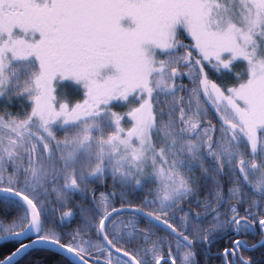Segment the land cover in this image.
Returning a JSON list of instances; mask_svg holds the SVG:
<instances>
[{"label": "rangeland", "instance_id": "1", "mask_svg": "<svg viewBox=\"0 0 264 264\" xmlns=\"http://www.w3.org/2000/svg\"><path fill=\"white\" fill-rule=\"evenodd\" d=\"M112 4L116 15L90 16L94 31L63 70L51 64L33 29L19 27L18 13L0 12V180L15 184L11 176L25 157L29 174L19 191L44 217L52 206L59 213L78 207L82 229L69 231L79 236L73 246L127 264L96 239L102 218L114 210L111 193L126 198L131 188L155 180L146 210L176 227L179 215L194 240L228 223L218 207L224 174L226 198L264 214L257 196L264 194V0ZM178 24L193 39L192 52L177 47ZM210 68L225 77L223 85L206 78ZM184 73L191 81L185 89L177 82ZM103 185L109 189L100 190ZM200 189L210 199L196 198ZM191 198L202 204H186ZM113 217L106 237L117 230L121 240L134 235V218ZM47 230L60 239L52 225ZM183 243H176L178 262L193 263L191 246Z\"/></svg>", "mask_w": 264, "mask_h": 264}, {"label": "trees", "instance_id": "2", "mask_svg": "<svg viewBox=\"0 0 264 264\" xmlns=\"http://www.w3.org/2000/svg\"><path fill=\"white\" fill-rule=\"evenodd\" d=\"M182 27L183 25L178 24L177 29H176L177 30L176 42H178L177 47L180 50H183L184 48L192 52L193 39L186 33V30ZM185 67H186V64H184L183 69ZM183 72H185V70H183ZM206 78L209 80L210 79L214 80L220 85H223L224 81L222 80H225L224 76L221 77V73H219L217 70H214L212 68L206 71ZM177 82H178V85H183L184 89L186 86L187 88L191 86V81L189 79V76L186 73H184L182 77L180 76ZM186 92H187L186 90H182V97L185 96ZM213 94L216 95L215 97L217 98L218 102L222 101L223 103V100L225 99V97H223V95H221L220 92L215 87L213 89ZM25 161L26 159L25 157H23L24 164L22 165L21 163V170L19 174L15 176H11L13 177L12 179L17 178V181L15 182V184L13 183L5 184V181L2 178L4 182L0 180V188H8V189L14 190L16 192H19L25 195L24 193L19 191V189L16 187L17 185L21 184L25 180V177L28 176L29 174L28 173L29 170L28 168H26ZM27 164L29 165L28 161H27ZM12 170H13L12 165H8L7 170L4 172V175L7 177L12 172ZM155 182H156L155 180H148L141 187L131 188L129 192H127L126 198L121 199L120 198L121 196L119 197L116 196L117 193H114V194L111 193L113 204H115L114 208L120 206V207H131V208L136 209L135 211L123 212L121 214L124 217H126V220L130 218H134V220H132L133 227L132 226L130 227L134 235L129 238H126L124 241L121 240V242L123 243L122 245H125L124 249L126 250V252L130 254L131 256H133L139 262V264H156L158 259L160 258L162 259L163 257L164 258L173 257L174 260H178L180 258L179 256L180 251L178 250L176 252V243L179 244L180 246L184 245V243L179 240V237L173 234V232L176 229L171 223L165 222L162 219L156 218L155 216H153V214H151V212L144 211L147 209L146 204H149L148 198H150V196L152 195V191L154 190L156 186ZM222 182H223L222 184H223L224 194L220 200V204L219 202L216 204H219L218 207L224 211L225 220L221 219L222 223L224 221L228 223L226 225H222L221 227H218L217 231L208 230V231L203 232L202 233L203 236L201 240L192 239L194 245L190 249L192 250V253H193V259H194L193 264H204L205 261H207V253L205 250L206 245L209 243L210 240H213L217 235H219L220 233L221 234L224 233L225 228L229 225L231 220H233L234 222L241 220V222L245 223L246 226H249V223H247V221H250L253 226L257 227V231H255V234L248 233L246 230L241 231L240 237L244 238L245 241L249 244L252 243L253 241L255 242L258 241L257 239L259 236L257 235L260 234V230H261L259 227V224H260L259 221L260 219H264V214L260 215L259 212H254V213L251 212V210L247 206L244 205L245 203H247L245 201H243L245 203L237 202V201H234V203L232 201L230 202V200L226 198V196L228 195L229 187L226 181L225 174L222 177ZM246 185L248 184L246 183ZM99 189L108 190L109 187H107V185H103V186H100ZM200 190H201L200 195L199 196L197 195L198 197L196 198L200 197L201 201H203L202 199L204 200L210 199V197L208 196L210 191H207L206 193L203 191L205 189H200ZM25 196L28 197L27 195ZM257 196L261 198V201L262 200L264 201L263 193H258ZM28 198L30 199V197ZM196 198L194 199L191 198V200L186 202V204L187 203L197 204V205L202 204L200 203L201 201L199 199L197 200ZM30 200H32V202L37 206L40 212L41 219H42V225H43V230H42L43 236L49 238L47 229L51 228V225L54 227L55 232L59 235L60 239H63V238L71 239L72 237H74L73 235L70 234L69 231H72V232L74 231L73 233H75L76 231L77 232L81 231L82 218H78L76 221L73 222V224L68 226L67 224H63L60 221V216L58 214L59 210L57 211V208L55 206H52V208L49 207L48 208L49 210L47 211V216L45 215L44 217V215L40 211V208L36 204V201L33 199H30ZM90 201L93 202L92 198H90ZM2 204H20L19 207L23 209L24 211H26V214L28 215L26 206L23 205L21 202L11 199V198L0 196V223L4 221L5 223H2L1 225L3 226L7 225L5 227L6 230L4 231H2L3 226L1 227L0 236L9 234V233H15L18 230H20L22 227H24L25 225L23 221H21L20 223L16 221V220H19L18 218L19 216H21L19 212L17 211L19 207H16L15 209L16 213L13 214L12 212H10V210H7L6 205H2ZM89 205H92V204H84L86 209H87V206ZM75 208H78V207H75ZM79 212H80V209H79ZM22 216H26L25 213ZM90 217L93 218L92 216ZM93 219L96 220L95 218ZM207 219H209V216H207V214L206 216H203V218H200L201 221H206ZM64 227L66 228L64 229ZM117 231H118V234H117L118 237L115 239V242L117 244H120L119 237L122 232L121 230L120 231L117 230ZM90 235L93 236L92 234ZM78 237H79L78 235L75 236V238H78ZM96 239H99L100 241H102V243H104L100 235H96ZM233 241H234V238L226 237L221 240L215 241L212 244L211 248L214 251L219 250L223 252L225 248L231 247ZM18 247L19 245L17 244V242H14V241L1 244L0 245V261L10 256L13 252H15L18 249ZM262 250H263V247H261V249H257L255 254L253 255L254 257L252 256L253 264H264V256L261 252H259ZM155 256L156 257L158 256V258L156 259ZM15 264H72V263L66 258L62 257L61 255L55 252L42 249V248H35L25 253L22 257H20L15 262ZM165 264H168V263H165Z\"/></svg>", "mask_w": 264, "mask_h": 264}, {"label": "flooded vegetation", "instance_id": "3", "mask_svg": "<svg viewBox=\"0 0 264 264\" xmlns=\"http://www.w3.org/2000/svg\"><path fill=\"white\" fill-rule=\"evenodd\" d=\"M112 1L113 0H98V3L100 4V6L90 10V12L88 13V17H87L88 18V25L86 26V28L84 27V28L79 29L78 31L72 32V31H69L65 27V25L58 24L57 27L61 28V32L58 34L59 38L56 40L52 39V33L51 32H49L47 37H46L45 33L41 31L40 26H38V25H41V22L45 19L46 15L52 9V5L50 4L49 0H4L3 3H0V12L5 11L6 9H10L13 13H18L19 18H20L19 27L25 28V29H27L29 27V29H33L32 32L36 33V40H38V42L41 43V45H42L43 49H45L44 51L46 53L49 52L48 55L50 57L49 60H50L51 64L54 65L55 68H58L59 70H63L64 69L63 67H66V66L72 67V64L69 63L68 61H66V59L68 57L73 56V55L80 54L79 49H81L83 47L82 41L84 42L85 40H87V38H85V36H88L91 32L94 31L93 29L95 28V21L94 20L92 21L90 16L101 15V14L102 15L103 14H109L110 16L116 15V11H115L116 9L114 8ZM10 2L13 3L14 5H16L14 10L9 7ZM42 5H45L46 8L43 10L38 9ZM29 29H27V30H29ZM101 33H102V35H106L109 33V31L102 30ZM2 205H6L7 210H10V212H12L13 214L16 213V211H15L16 207L20 206V204H2ZM118 208H121V207L118 206V207L114 208V210L118 209ZM181 209L186 210L187 207H182ZM189 210H191V209H189ZM17 211L19 212V214L21 216L24 213L26 215V216H22V218L24 217L23 222L25 225H24V227H22L20 230L17 231V232H19V231H22L29 223V211L27 209L28 215L26 214V211H24L20 207H19V209H17ZM144 211H147V210H144ZM66 212H68V214H69L68 215L69 218H67V219L65 217ZM74 213L76 214V216L74 215ZM78 213H79L78 208H74L72 210H68L65 212H60V213L58 212V214L60 216V221L62 223H65L68 221L71 222V221L77 219ZM122 213H120L119 215H121ZM189 214H190V211H189ZM106 215L102 218V220L106 217ZM119 215H116V216L118 217ZM121 216H123V215H121ZM179 217L180 216L178 215L177 220H178V222H181L180 226L176 227V224L174 225L172 223V225L176 229L173 232V234H175V236H178L179 240H182L183 236L188 237L189 228L186 225V223L184 221H182L181 218H179ZM113 218H115V217H113ZM252 218H254V217H252ZM102 220L100 222V226H101ZM260 220H264V219H260ZM234 223L235 222L233 220H231L229 225L225 228V232L217 235L213 240H210L209 243L206 245L205 250L207 253V261H205L204 264H253L252 256L255 254L257 249H261V247H263V250L259 251V252H261L264 256V225L259 224V227L261 230H260V234L257 235L260 237V238L258 237V239H257L258 241L257 242L253 241L252 243L249 244L245 241L244 238L240 237L241 231L246 230L248 233L255 234V231H257V227L253 226L250 221H247V223H249L250 227L246 226L245 223H242L241 220H239V222L236 225ZM233 226L235 228H233ZM117 234H118V232H114V233L111 232L110 234L107 233V238L115 249L127 253L126 250L124 249L125 245H122L123 243L121 242V239H120V244H117L115 242V239L118 237ZM5 235H7V234H5ZM1 236H4V235H1ZM120 237H122V236H120ZM226 237L234 238V241H233L231 247L227 248L229 250L228 255H224V251L221 252L219 250L218 251L212 250L211 246L215 241L221 240V239L226 238ZM41 238L50 239L48 237L43 236V233L41 235ZM78 238H75V237H72L71 239L63 238V239H59L57 241L61 242L65 246H68L71 249L78 252L79 254H81L91 264H112L108 261V259H106L105 257H102V254H98L96 251L85 254V253H82L79 250H77L73 246L72 241H76ZM32 240L33 239L30 238L26 241H22V240H13V241L17 242V244L19 245V247H18V249H19L23 245L31 242ZM236 241H239V243H235ZM8 242H12V241H8ZM103 242L104 243H102V244L106 248L107 253L109 252L110 254L117 256L120 259L124 260L125 263L131 264L128 260L121 257L120 255H118L114 251H112L107 246V244L105 243L104 240H103ZM5 243H7V242H5ZM2 244H4V243H2ZM104 256H106V255H104ZM162 259H164V261H162L161 264H165V263L180 264L178 262V260H174L173 257H171V258H169V257L164 258L163 257ZM160 260H161V258L158 259V261H160ZM157 262H156V264H157ZM193 263H194V260H193ZM193 263H190V264H193Z\"/></svg>", "mask_w": 264, "mask_h": 264}, {"label": "water", "instance_id": "4", "mask_svg": "<svg viewBox=\"0 0 264 264\" xmlns=\"http://www.w3.org/2000/svg\"><path fill=\"white\" fill-rule=\"evenodd\" d=\"M0 196L11 198V199L21 202L23 205L26 206V208L29 211L28 225L22 231L0 236V244L8 242V241H13V240L26 241L30 238L33 239L28 244H25L22 247H20L18 250H16L6 259L1 260L0 264H15V262L20 257H22L25 253L35 248H42V249L55 252L63 256L67 260H69L72 264H91L85 257L80 255L78 252L71 249L70 247L65 246L61 242H58L53 239L41 238L42 230H43L41 215L39 213L37 206L28 197H26L25 195L19 192L8 189V188H0ZM135 210H136L135 208H131V207H121V208L112 210L102 220L103 223H101V236L104 239L107 246L112 251H114L121 257L128 260L131 264H139V262L130 254L115 249L110 243V241L108 240V238L106 237L105 229H106L108 222L113 216L119 213H122V212H130V211H135ZM182 241L191 247L193 246V241L186 236L182 237ZM162 261H164V259L160 260V264L162 263Z\"/></svg>", "mask_w": 264, "mask_h": 264}, {"label": "snow or ice", "instance_id": "5", "mask_svg": "<svg viewBox=\"0 0 264 264\" xmlns=\"http://www.w3.org/2000/svg\"><path fill=\"white\" fill-rule=\"evenodd\" d=\"M3 2L4 0H0V3ZM49 2L52 9L41 22V25L38 26H40L46 37L51 32L53 40L58 39V34L61 32V28L57 27L58 24L65 25L69 31H78L88 25L87 17L90 10L100 6L98 0H49ZM9 7L14 10L16 5L10 2ZM160 46L163 48L169 47L165 43H161ZM208 147L211 148L212 145L209 144ZM240 163L242 164L243 161H240ZM259 223L264 225V220H260ZM235 243H239V241ZM223 251L224 255H228L229 250L227 248ZM157 264H160V261Z\"/></svg>", "mask_w": 264, "mask_h": 264}]
</instances>
